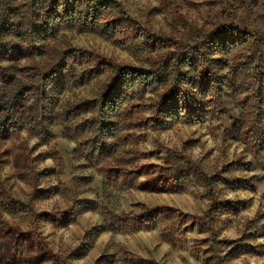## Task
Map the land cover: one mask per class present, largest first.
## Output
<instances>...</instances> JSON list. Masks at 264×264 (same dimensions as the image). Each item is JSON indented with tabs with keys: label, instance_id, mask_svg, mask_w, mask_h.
I'll return each mask as SVG.
<instances>
[{
	"label": "rangeland",
	"instance_id": "374dc122",
	"mask_svg": "<svg viewBox=\"0 0 264 264\" xmlns=\"http://www.w3.org/2000/svg\"><path fill=\"white\" fill-rule=\"evenodd\" d=\"M116 1L129 40L0 0V264H264V0Z\"/></svg>",
	"mask_w": 264,
	"mask_h": 264
},
{
	"label": "trees",
	"instance_id": "16d2710c",
	"mask_svg": "<svg viewBox=\"0 0 264 264\" xmlns=\"http://www.w3.org/2000/svg\"><path fill=\"white\" fill-rule=\"evenodd\" d=\"M9 1L12 2V0ZM34 8H41L39 10L43 17L50 19L54 17L60 23L65 22L69 25L74 24L80 27L84 32H99L110 39L122 37L123 40H129L127 38L130 34V29L135 25L134 20L131 19L128 13L116 0H24V4L22 5L24 12L21 13V16L12 14L10 18H4L3 23L11 26L15 30L23 28L22 33L27 34L29 33V27L34 28L35 25V23L32 22V16L30 14L31 10ZM260 37L263 38L264 35ZM261 42V44H264V39H262ZM154 43L155 46L153 49H157L159 44H162L159 38H156ZM228 45L231 44L225 41L222 47L227 49ZM192 51L195 52V55L188 54L187 61L195 68H198V66H200L198 64H201V60L204 57L202 56V50L192 49ZM178 54H174L172 57L167 58L165 62H160L156 70H132L130 67H119L117 71L114 72L115 76L113 78V83L103 91L104 105L100 127L107 131L108 128L113 126L114 123L105 119V112H107L109 108L112 112L118 110L117 104L120 105L123 101L124 88L128 86V84L131 87L140 85L143 88H162L166 84L167 68L172 64L174 56ZM253 55L257 57L258 51L256 54L253 53ZM181 58L182 57L179 56L178 59ZM259 61L264 64V52L261 53ZM236 72L240 74L244 73V71L240 72L238 70H236ZM237 93H239V89ZM19 97L20 94L18 92L14 93V99ZM4 106L5 103H0V112L4 110ZM109 135H112V133Z\"/></svg>",
	"mask_w": 264,
	"mask_h": 264
}]
</instances>
